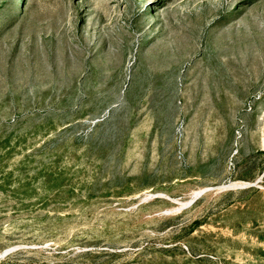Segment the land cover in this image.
Returning a JSON list of instances; mask_svg holds the SVG:
<instances>
[{"label":"rangeland","instance_id":"obj_1","mask_svg":"<svg viewBox=\"0 0 264 264\" xmlns=\"http://www.w3.org/2000/svg\"><path fill=\"white\" fill-rule=\"evenodd\" d=\"M0 264H264V0H0Z\"/></svg>","mask_w":264,"mask_h":264}]
</instances>
